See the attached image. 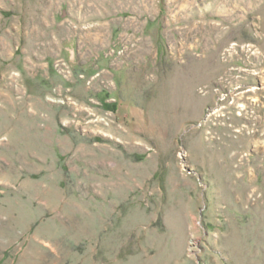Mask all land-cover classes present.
I'll use <instances>...</instances> for the list:
<instances>
[{"label":"rangeland","instance_id":"1","mask_svg":"<svg viewBox=\"0 0 264 264\" xmlns=\"http://www.w3.org/2000/svg\"><path fill=\"white\" fill-rule=\"evenodd\" d=\"M0 264H264V0H0Z\"/></svg>","mask_w":264,"mask_h":264}]
</instances>
